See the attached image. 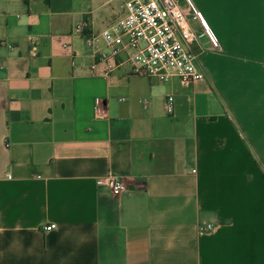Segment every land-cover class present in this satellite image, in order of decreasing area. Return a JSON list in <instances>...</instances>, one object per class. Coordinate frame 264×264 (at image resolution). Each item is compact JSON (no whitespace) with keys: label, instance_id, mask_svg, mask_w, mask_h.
<instances>
[{"label":"crops","instance_id":"0c3cea01","mask_svg":"<svg viewBox=\"0 0 264 264\" xmlns=\"http://www.w3.org/2000/svg\"><path fill=\"white\" fill-rule=\"evenodd\" d=\"M190 1L182 84L98 60L124 0H0V264H264V0Z\"/></svg>","mask_w":264,"mask_h":264},{"label":"built area","instance_id":"2783aa9c","mask_svg":"<svg viewBox=\"0 0 264 264\" xmlns=\"http://www.w3.org/2000/svg\"><path fill=\"white\" fill-rule=\"evenodd\" d=\"M126 15L113 26L89 38L100 62L127 54L126 62L132 73L160 82L177 78L182 84H192L205 79L198 66L197 48L200 40L191 25V19L204 28L200 13L190 0H124ZM205 32V31H204ZM37 39L31 37V51L37 50ZM13 50L12 47L9 48ZM174 99L169 97L166 110L173 112ZM98 186L106 187L112 194L127 191L129 183L113 174L100 176ZM58 228L56 223L43 227L45 232ZM213 225L202 227L210 231Z\"/></svg>","mask_w":264,"mask_h":264},{"label":"rangeland","instance_id":"374dc122","mask_svg":"<svg viewBox=\"0 0 264 264\" xmlns=\"http://www.w3.org/2000/svg\"><path fill=\"white\" fill-rule=\"evenodd\" d=\"M203 49H204V50H206V48H205V47H203Z\"/></svg>","mask_w":264,"mask_h":264}]
</instances>
